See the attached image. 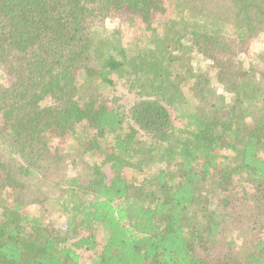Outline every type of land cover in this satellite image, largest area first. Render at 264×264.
Listing matches in <instances>:
<instances>
[{"label":"trees","instance_id":"1","mask_svg":"<svg viewBox=\"0 0 264 264\" xmlns=\"http://www.w3.org/2000/svg\"><path fill=\"white\" fill-rule=\"evenodd\" d=\"M0 264H264V0H0Z\"/></svg>","mask_w":264,"mask_h":264},{"label":"rangeland","instance_id":"2","mask_svg":"<svg viewBox=\"0 0 264 264\" xmlns=\"http://www.w3.org/2000/svg\"><path fill=\"white\" fill-rule=\"evenodd\" d=\"M165 5H166L165 12L158 13L156 16H154L155 21L153 20L154 18L150 20L148 29H145L146 24L141 19H136L135 22L133 23L122 24V26L120 27L118 23H122V22L112 19L109 22L108 27H111V26L119 27L122 33V40H121L122 45L125 46L127 45V43H129L128 45L133 46L136 39L139 38L141 41H144L147 37H149L150 30L151 31L161 30V27L157 26L156 24L157 22H160V24H162L164 22L169 21V18L171 17L170 6L168 5L167 2H165ZM156 20H159V21L156 22ZM110 78H115V77L111 75ZM86 81H87L86 77L83 76L80 78V84L84 86H86V83H85ZM99 92L103 95L104 103L106 105H111V102L114 99H116L119 105H122L126 107L127 109L136 100L134 95L126 89V86H124L123 81H116L111 86L102 87ZM175 125L179 127V123L176 122ZM70 143L71 142H68L67 144H70ZM102 170L105 173L107 180H109L111 178L110 171L107 169V167L103 168ZM90 257H91V254L88 253L82 257L84 258V260L82 261L89 262Z\"/></svg>","mask_w":264,"mask_h":264}]
</instances>
